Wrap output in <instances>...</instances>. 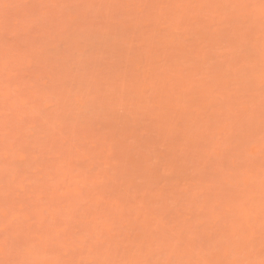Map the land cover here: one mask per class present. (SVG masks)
<instances>
[{
    "label": "rangeland",
    "instance_id": "rangeland-1",
    "mask_svg": "<svg viewBox=\"0 0 264 264\" xmlns=\"http://www.w3.org/2000/svg\"><path fill=\"white\" fill-rule=\"evenodd\" d=\"M0 264H264V0H0Z\"/></svg>",
    "mask_w": 264,
    "mask_h": 264
}]
</instances>
